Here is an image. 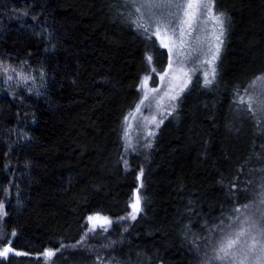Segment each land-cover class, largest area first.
Here are the masks:
<instances>
[{"label":"trees","instance_id":"16d2710c","mask_svg":"<svg viewBox=\"0 0 264 264\" xmlns=\"http://www.w3.org/2000/svg\"><path fill=\"white\" fill-rule=\"evenodd\" d=\"M123 4L0 0V61H27L23 68L35 77L16 87L0 83V202L8 214L0 220V248L12 240L16 251L29 253L0 257V264H200L209 249L201 243L198 255L184 239L185 225L190 236L204 237V222L219 223L222 211L235 215L230 210L244 204L249 214L264 211V127L234 103L237 86L243 94L264 72V0H215L229 17L217 81L204 87L209 69L197 68L158 129L149 121L169 106L166 87L156 95L159 109L135 108L151 71L145 53L158 50L153 66L163 73L168 51L125 21ZM158 77L151 73L149 88H160ZM149 129L156 135L144 148ZM125 131L134 151L126 149ZM233 183L238 190L229 193ZM136 189L143 198L136 221L114 223L107 233L98 227L50 261L38 255L79 241L90 215H128ZM110 241L114 248L105 247Z\"/></svg>","mask_w":264,"mask_h":264},{"label":"snow or ice","instance_id":"6c2138e0","mask_svg":"<svg viewBox=\"0 0 264 264\" xmlns=\"http://www.w3.org/2000/svg\"><path fill=\"white\" fill-rule=\"evenodd\" d=\"M123 6L128 9L127 15L124 16L126 22L134 25L136 31L146 35L149 40L154 35L159 40L160 47L168 50V67L163 73H158L157 68L153 66L158 50L153 48L151 52L145 53V60L151 71L141 81L144 95L135 108V111L139 113L141 106L149 98L150 93L155 94L159 91L157 88L148 89L151 73L158 74L162 83L166 81V78L171 77V80L168 81V91L165 93L169 106L165 108L164 113L160 114L159 119L153 116L150 121L158 129L163 124L164 119L174 113L181 100V95L188 89L192 75L195 74L197 68L206 67L209 69L203 73L204 87H211L216 83L218 77L216 62L222 52L224 37L229 26V17L224 12L216 11L215 0H124ZM27 14V11L23 12L24 16H27ZM202 21L205 25L203 29L201 28ZM208 24H211V28L207 27ZM197 33L201 34L197 35ZM26 63L27 61L22 62L21 67ZM175 63L184 65L192 63L194 67L185 72L182 67L179 69L174 68ZM0 70L5 73L9 70L3 61H0ZM11 70L15 71V69ZM17 75L24 81L29 79L35 81V77L30 74L20 72ZM44 75L45 73L41 70V79ZM7 79L10 80L11 77H7ZM28 91L31 93L32 89L30 88ZM36 94L40 95L41 93L37 91ZM235 97L236 111L254 117L259 116L260 119L256 121L257 126L264 127V72L253 78L248 86L244 88L243 94L237 86ZM160 107L161 103L158 102L157 108ZM129 115H132V113ZM128 120L129 116H125L124 122L127 123ZM155 135V131L151 129L147 131V138L143 143L144 148L153 146L152 140L148 138L155 137ZM127 136V131H125L126 149L132 148L134 151L135 147L128 142ZM123 164L125 170H127L129 161L125 159ZM260 171H264V169H260ZM143 175L144 169L141 167L136 179L140 181ZM140 187H142V184ZM258 187L260 190L259 203L264 205V182ZM234 189H237L235 183L229 186V193H233ZM4 191L7 194L8 189L5 188ZM244 191H247V189ZM134 196V201L129 204L131 211L126 217H119L116 221H113L109 217H101L99 214L90 215L86 218L90 226L87 227L79 241H76L73 245L61 243L60 248L56 249L46 248L43 253L38 255L43 256L46 261H50L62 249L69 247L77 249L90 234L96 232L98 227L107 233L114 223L122 224L128 220L136 221L138 215L143 211V198L138 193H134ZM192 203V201L189 202L190 205ZM250 207V204H244L231 209V213H235V215H225L222 211L221 216L215 218L219 223L209 225V222L205 221L202 227L206 229L207 235L204 237H200L195 233L190 236L191 225L184 226V232L182 233L184 239L190 243L198 255L201 252V243L209 249L200 257V264H264V211L259 214H249L248 209ZM4 209V202H0V220L8 215ZM188 211L191 212V208ZM127 231V227L122 229V232ZM11 235L13 237L17 235L15 230ZM4 238L3 232L0 231V241H3ZM12 243V240H8V243L0 248V257L7 258L10 253H14L16 256L29 255L27 252L16 251L11 246ZM115 244V241H110L105 247L111 249L114 248ZM137 255L139 256L140 253H137ZM97 260L100 261L101 258L97 257ZM117 264H120V262H117Z\"/></svg>","mask_w":264,"mask_h":264},{"label":"rangeland","instance_id":"374dc122","mask_svg":"<svg viewBox=\"0 0 264 264\" xmlns=\"http://www.w3.org/2000/svg\"><path fill=\"white\" fill-rule=\"evenodd\" d=\"M205 27V25H204V23H203V21L201 22V28L203 29ZM207 27L208 28H211V24H208L207 25ZM201 33H197V35H200ZM158 42H159V40H158ZM159 44H160V42H159ZM168 51V50H167ZM168 67V63L166 64V68ZM173 67L174 68H176V69H179V68H183L184 69V71L185 72H188L190 69H192L193 67H194V65L192 64V63H189V64H187V65H184V64H181V63H175L174 65H173ZM9 68V70L7 71V73H5L3 70H0V83L1 82H3V83H8V84H10L12 87H16V85L17 84H21V83H24L25 81L24 80H22L18 75H17V73H20V72H23V73H25V74H28V73H26V70L23 68V67H21V65H14V66H12V67H8ZM165 68V69H166ZM11 69H15V71H12ZM178 74V73H177ZM7 77H11V79L9 80V79H7ZM169 80H171V77H168V78H166V81L165 82H161V80H160V76L158 77V79H157V82H156V84H155V86L157 85V86H159L160 88H158V87H152V88H157V89H159V92L163 89V87L165 88L166 87V89H168L169 88V84H168V81ZM152 88H149V86H148V89H152ZM142 93H143V95H144V89H143V86H142ZM156 95H157V93H155V94H152V93H150V95H149V98L147 99V100H145L144 101V104L141 106V110H143V109H146V107L147 106H154V107H157V103H158V99H159V96H157V98H156ZM161 103V105H163V102L161 101L160 102ZM151 121V120H150ZM150 121H149V124H150ZM148 125V124H147ZM141 185V183L140 182H138V186H140ZM134 193H138L139 195H140V192H139V190L138 189H136L135 191H134ZM134 193L132 194V196L129 198V200H128V206H129V204L131 203V202H133L134 201V199H135V196H134ZM141 196V195H140ZM130 208V207H129ZM130 211H131V208H130ZM94 216V215H93ZM127 215H125L124 217H126ZM101 217H103V216H101ZM127 222H132L131 220H128ZM87 223H88V227L90 226L89 225V222L87 221ZM10 254H14V253H10ZM9 254V255H10Z\"/></svg>","mask_w":264,"mask_h":264}]
</instances>
